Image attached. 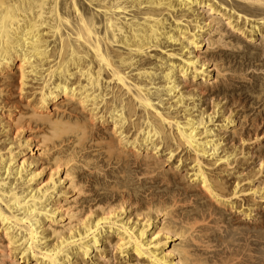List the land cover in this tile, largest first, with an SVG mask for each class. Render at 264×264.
Here are the masks:
<instances>
[{
	"label": "bare ground",
	"instance_id": "obj_1",
	"mask_svg": "<svg viewBox=\"0 0 264 264\" xmlns=\"http://www.w3.org/2000/svg\"><path fill=\"white\" fill-rule=\"evenodd\" d=\"M244 42L260 62L264 0H0V264L236 262L264 132L206 93Z\"/></svg>",
	"mask_w": 264,
	"mask_h": 264
},
{
	"label": "rangeland",
	"instance_id": "obj_2",
	"mask_svg": "<svg viewBox=\"0 0 264 264\" xmlns=\"http://www.w3.org/2000/svg\"><path fill=\"white\" fill-rule=\"evenodd\" d=\"M78 1H80V3H82V4L85 2V0H78ZM226 3L228 4L226 7H228V8L232 7V6H230V5H232V3H228V2H226ZM85 7H86V9L89 10V7H87L86 5H85ZM91 13H93V12H91ZM98 18L101 19V17H98ZM231 39L228 37L227 42H229V40H230V43H232L233 45H236L237 42L234 39L233 40H231ZM246 45L248 46L250 44L245 43V42L241 43V47H239L240 50L237 49L236 51H234V49H232V51H231L230 50L231 48H230L228 52H226L224 54H221L220 57L217 58V60L215 62L220 66V69L225 74H224V77L222 79L220 78V82H218L219 83L218 84L219 85L218 91L211 90V91H208L210 94H208V92L206 93V95L208 97V98L206 97V100H207L206 104L210 103L209 105L212 106V102H213L214 98H215V100L217 99L218 101H222L223 104L227 103L226 105L233 110V115L236 114V117H235L236 123H239V125L241 123L242 124L245 123L247 125V126L244 125V127H243L244 129H246V127L248 128V125L250 124L249 121H251V119H253V120L258 119L257 120V124H258L259 127L261 126L259 128V131L263 134V132H264V93H262V92H264V89H263L264 88V56H263L264 54H262V57L260 59L261 61L258 62V63L254 62V61L253 62L246 61V58H247V55L249 54V52L250 53H252V52L257 53L256 52L257 49H260V46L258 47L257 45L256 46L255 45H250V47H249L250 50H248ZM251 47H253V48H251ZM244 58H245V61H244ZM261 86H262V88H261ZM219 90H221V91H219ZM213 94H215V95H213ZM243 119H246V120H243ZM250 128H248V130ZM252 129H254V128H251L250 130H252ZM263 143H264V140H263ZM263 146H264V144H263ZM86 176H88L87 177L88 181L87 180L84 181V184H85L84 187H85L86 191L90 192L91 189L94 188L93 182H94V178H96V177L95 176H89L87 174H86ZM103 180H104L103 178H100L101 183L106 182V181H103ZM140 182L141 181L139 180V178L134 180V183H137V186L140 184ZM147 183H148L147 184L148 187H150L149 181H147ZM183 184H185V183H183ZM160 186H162V185H160ZM148 187L146 186V187H144L143 190L142 189L141 190L144 191ZM102 193L103 192L101 191V192L97 193V195L102 196ZM88 194L94 196L96 193H88ZM147 194H148L147 192L145 194L140 193V196L142 198H146ZM202 201L203 200H201V201L199 200L201 205H202L203 202H206V201H203V202ZM199 202H198V204H200ZM190 204H192V202ZM190 204H186L187 206L184 205L185 207L184 206H182V207H184V209L187 207V209L189 211L193 210V209L197 210V208L195 206L197 204H195V202H194L195 205L194 204L190 205ZM260 205H262V204H260ZM206 209H207V207H206ZM206 209H204V210H206ZM211 211H212V209H211ZM224 212L225 211H223V213ZM225 213H226L227 216L229 215V217H227L224 214V216H226L228 218L227 220H229V218L232 217V216H230L231 215L230 212H225ZM206 214H207V212H206ZM218 217L219 216H217V218H215V219H218ZM212 219H214V218H209V221H207V222L208 223L211 222V221L213 222L214 220H212ZM207 222H205V223H207ZM262 222H264V209L263 210H259V212L256 213V218L254 219V221L251 220L250 222L249 221L245 222V220H242V219L237 221V224L239 223L238 226L240 225L239 228L241 227V225H243L242 229L246 228V230H245L246 234L244 232V229L242 230V232L240 231L241 234L244 233L245 235L242 234L240 236V234L239 235L237 234L235 236L233 233H237V232H235L233 230V228L229 229L230 232H231L230 233L231 236L228 235V233H229V232L227 233V231H228L227 227L228 226L223 224V223L218 225V227L221 226L220 228L214 227L213 226V225H215L214 223H212V224L209 223L208 226H205V227L207 228V227H209V225H212L211 226L212 231H213L214 228L216 230H218L217 232H216V230H215V232L213 231L215 234H217V236H221V233H222L223 234L222 237H224V234H225L226 237L227 236L230 237V238H228V237L226 238L228 240L232 239V234H233V238L234 239H235V237L237 238V240L235 239L236 241H238L240 238H241V240L244 239V237L247 235L248 237L246 236L245 239H247L246 241L248 243H246L245 240H242V241L239 240L238 244H237V242L235 243V244L239 245V247H237L238 248V252L239 251H241V252L243 251V252H242V256L240 255V257L237 258L236 262H233V264H238V263L239 264L240 263L250 264L253 261V260H250V259H252L253 255H254L253 258L257 255L256 257H259L264 262V260H263L264 259V256H263L264 255V252H263L264 251V240L260 241V246H258L259 248H257V245L254 242V238H252V234L254 233V227L256 225L257 226L260 225V223H262ZM205 223H200L201 225L199 224L198 226H200V227L202 226L203 227V224H205ZM238 226H236V227H238ZM207 229H210V228H207ZM220 229H221V231H220ZM226 229H227V231H226ZM252 229H253V231H252ZM247 230L250 231V234L247 232ZM212 231H210V233ZM262 231L264 232V228H263ZM210 233H208V234H210ZM243 235H244V237H243ZM249 239H251V240H249ZM243 244H244V247H243ZM214 245L212 244L211 246H214ZM232 248L228 249L229 251H226L225 247L224 248H220V249L216 248V250H214V252L211 249V250L208 251V252H210L209 253L210 256L207 255V257L211 258L212 256H214L213 254L216 253V251L219 252V251H221V249H223L222 251L230 252V250L232 251ZM237 248H233V251L237 250ZM213 249H214V247H213ZM251 250H253V251H251ZM258 251H259V253H258ZM261 254H262V256H261Z\"/></svg>",
	"mask_w": 264,
	"mask_h": 264
}]
</instances>
